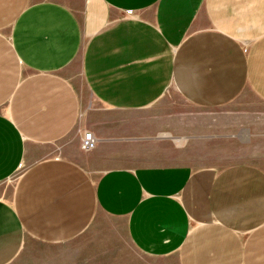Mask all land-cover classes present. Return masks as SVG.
Here are the masks:
<instances>
[{
    "label": "crops",
    "instance_id": "1",
    "mask_svg": "<svg viewBox=\"0 0 264 264\" xmlns=\"http://www.w3.org/2000/svg\"><path fill=\"white\" fill-rule=\"evenodd\" d=\"M169 92L264 123V0H0V264H264L262 168L147 164Z\"/></svg>",
    "mask_w": 264,
    "mask_h": 264
},
{
    "label": "rangeland",
    "instance_id": "2",
    "mask_svg": "<svg viewBox=\"0 0 264 264\" xmlns=\"http://www.w3.org/2000/svg\"><path fill=\"white\" fill-rule=\"evenodd\" d=\"M239 108H229L226 118L216 114L204 117L185 106L177 94H165L154 106L139 114L148 119L147 141L157 150L156 158H149L147 164L223 168L247 163L264 170V123H236L235 120L244 119L235 114L241 111ZM211 119L215 122H201ZM16 177L1 185L0 191L12 188ZM123 248V264H183L185 257L184 253L181 257L145 258L124 241Z\"/></svg>",
    "mask_w": 264,
    "mask_h": 264
},
{
    "label": "built area",
    "instance_id": "3",
    "mask_svg": "<svg viewBox=\"0 0 264 264\" xmlns=\"http://www.w3.org/2000/svg\"><path fill=\"white\" fill-rule=\"evenodd\" d=\"M97 144L96 138L91 132L85 131L80 140V149L83 152H90L95 149Z\"/></svg>",
    "mask_w": 264,
    "mask_h": 264
}]
</instances>
